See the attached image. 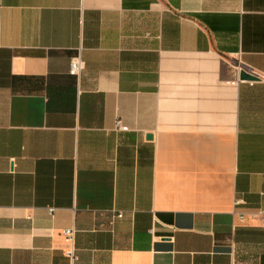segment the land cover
<instances>
[{"label":"crops","instance_id":"obj_1","mask_svg":"<svg viewBox=\"0 0 264 264\" xmlns=\"http://www.w3.org/2000/svg\"><path fill=\"white\" fill-rule=\"evenodd\" d=\"M71 226L72 264H264V0H0V264Z\"/></svg>","mask_w":264,"mask_h":264},{"label":"built area","instance_id":"obj_2","mask_svg":"<svg viewBox=\"0 0 264 264\" xmlns=\"http://www.w3.org/2000/svg\"><path fill=\"white\" fill-rule=\"evenodd\" d=\"M83 67V62L80 58V56L77 54L75 56H72L70 61H69V73L73 74V75H77L80 70ZM250 73H252L251 71H249ZM253 75H256V73H252ZM115 127L120 129V130H126V126L122 125L120 123L119 120L115 121ZM48 211L49 213H52L53 208L52 207H48ZM257 213L253 212L250 214V216L253 218L256 216ZM122 213L118 212L116 213L115 217H121ZM240 218L242 219L243 216H240ZM63 239L69 244V247L67 249H64L63 253L64 255L70 260L71 264L74 262L76 255H75V248H74V233H75V229L73 226L71 227H66L61 229L60 231Z\"/></svg>","mask_w":264,"mask_h":264},{"label":"water","instance_id":"obj_3","mask_svg":"<svg viewBox=\"0 0 264 264\" xmlns=\"http://www.w3.org/2000/svg\"><path fill=\"white\" fill-rule=\"evenodd\" d=\"M239 78L245 79V80H256V79H258V77H256V75H253L252 73L245 70L244 68L240 69Z\"/></svg>","mask_w":264,"mask_h":264}]
</instances>
